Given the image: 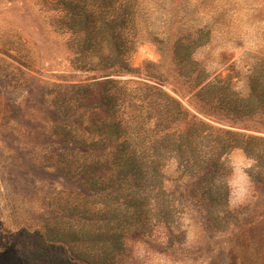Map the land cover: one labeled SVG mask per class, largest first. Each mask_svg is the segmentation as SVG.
Returning a JSON list of instances; mask_svg holds the SVG:
<instances>
[{
	"label": "rangeland",
	"instance_id": "1",
	"mask_svg": "<svg viewBox=\"0 0 264 264\" xmlns=\"http://www.w3.org/2000/svg\"><path fill=\"white\" fill-rule=\"evenodd\" d=\"M57 2L0 0V264H87L70 251V226L85 222L70 215V204L87 193L70 168L74 154H83L70 142V125L78 124L70 87L101 72L73 67ZM200 27L211 33L193 54L209 72L205 84L227 79L234 93L248 96L264 67V0H145L134 72L114 77L162 84L206 122L264 137V116L240 118L199 103L194 94L201 86L191 88L174 55L154 41ZM223 161L228 192L224 205L213 207L202 205L198 191L191 195V179L170 162L168 218L157 215L144 233L129 230L114 264H264V180L242 149Z\"/></svg>",
	"mask_w": 264,
	"mask_h": 264
},
{
	"label": "trees",
	"instance_id": "2",
	"mask_svg": "<svg viewBox=\"0 0 264 264\" xmlns=\"http://www.w3.org/2000/svg\"><path fill=\"white\" fill-rule=\"evenodd\" d=\"M144 1L57 2L70 30L73 67L101 72L90 83L70 87V112L78 121L70 125V142L83 151L70 159V168L87 192L70 204V215L85 220L70 226V251L87 264H114L129 230L144 233L157 215L168 218L170 162L177 164L180 176L191 179L190 193L198 191L205 207L224 205L223 159L236 149L256 162V179L264 180V137L206 122L162 84L114 77L134 72L131 58L141 42L137 14ZM210 37V30L200 27L154 41L159 50L174 55L191 88L201 86L194 94L199 103L240 118L264 116V67L250 80L245 97L234 93L227 79L205 84L209 72L193 54Z\"/></svg>",
	"mask_w": 264,
	"mask_h": 264
}]
</instances>
